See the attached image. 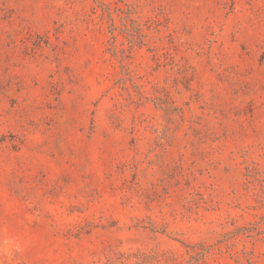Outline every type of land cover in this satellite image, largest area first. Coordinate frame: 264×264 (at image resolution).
I'll list each match as a JSON object with an SVG mask.
<instances>
[{
	"label": "rangeland",
	"instance_id": "obj_1",
	"mask_svg": "<svg viewBox=\"0 0 264 264\" xmlns=\"http://www.w3.org/2000/svg\"><path fill=\"white\" fill-rule=\"evenodd\" d=\"M0 264H264V0H0Z\"/></svg>",
	"mask_w": 264,
	"mask_h": 264
}]
</instances>
